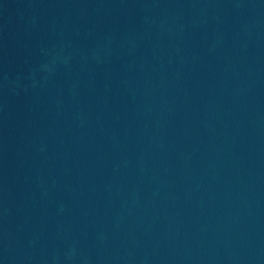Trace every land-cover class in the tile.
Listing matches in <instances>:
<instances>
[{
    "label": "water",
    "instance_id": "95a60500",
    "mask_svg": "<svg viewBox=\"0 0 264 264\" xmlns=\"http://www.w3.org/2000/svg\"><path fill=\"white\" fill-rule=\"evenodd\" d=\"M0 264H264V0H0Z\"/></svg>",
    "mask_w": 264,
    "mask_h": 264
}]
</instances>
